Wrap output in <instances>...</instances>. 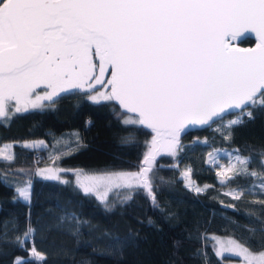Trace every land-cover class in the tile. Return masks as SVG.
Wrapping results in <instances>:
<instances>
[{"label":"trees","instance_id":"obj_1","mask_svg":"<svg viewBox=\"0 0 264 264\" xmlns=\"http://www.w3.org/2000/svg\"><path fill=\"white\" fill-rule=\"evenodd\" d=\"M45 33L46 50L64 45L56 30ZM50 102L0 115V147L11 143L10 157H0V264H225L222 259L237 258L219 257L208 233L264 249V91L242 110L185 133L174 154L110 99L91 101L85 90L71 89ZM232 115L237 119L230 121ZM33 139L44 145L18 144ZM219 149L246 157L222 181L207 160ZM44 165L136 170L141 185L107 208L67 179L35 175ZM184 170L196 188L184 183Z\"/></svg>","mask_w":264,"mask_h":264},{"label":"water","instance_id":"obj_2","mask_svg":"<svg viewBox=\"0 0 264 264\" xmlns=\"http://www.w3.org/2000/svg\"><path fill=\"white\" fill-rule=\"evenodd\" d=\"M52 29L108 65L110 101L153 142L264 91V0H1L0 79L44 61Z\"/></svg>","mask_w":264,"mask_h":264},{"label":"rangeland","instance_id":"obj_3","mask_svg":"<svg viewBox=\"0 0 264 264\" xmlns=\"http://www.w3.org/2000/svg\"><path fill=\"white\" fill-rule=\"evenodd\" d=\"M54 45L55 43H52L47 50L45 46L44 61L36 67L29 71H21L13 77L0 79V115L47 107L51 105L50 100L54 96L71 89L85 90L86 97L91 101L109 99L108 65L101 62L93 50L72 44ZM125 119L136 121L135 116L128 114ZM235 119L237 115L229 118L230 121ZM176 141L164 139L161 142L162 151L174 154ZM18 144L25 147L44 145L41 139L24 140ZM10 146L9 142L1 144V158L10 157ZM244 159L245 156L224 149L210 151L207 157L208 162L214 165L220 181L230 174L235 164ZM34 173L44 178L67 179L80 190L92 193L107 208L126 200L132 189L141 185L136 170L86 171L44 165L38 167ZM181 176L187 186L196 188L189 180L186 170L181 172ZM262 183L264 188V181ZM19 192L20 197L26 199L29 192L28 184ZM207 237L212 239L213 250L219 257L223 253L237 257L222 259L225 264H264V249L251 250L228 235L208 233Z\"/></svg>","mask_w":264,"mask_h":264},{"label":"crops","instance_id":"obj_4","mask_svg":"<svg viewBox=\"0 0 264 264\" xmlns=\"http://www.w3.org/2000/svg\"><path fill=\"white\" fill-rule=\"evenodd\" d=\"M9 158V157H8Z\"/></svg>","mask_w":264,"mask_h":264}]
</instances>
